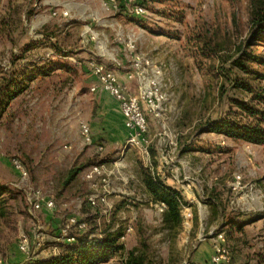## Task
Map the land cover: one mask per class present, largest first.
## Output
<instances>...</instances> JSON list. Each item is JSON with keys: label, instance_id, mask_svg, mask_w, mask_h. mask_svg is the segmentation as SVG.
<instances>
[{"label": "rangeland", "instance_id": "rangeland-1", "mask_svg": "<svg viewBox=\"0 0 264 264\" xmlns=\"http://www.w3.org/2000/svg\"><path fill=\"white\" fill-rule=\"evenodd\" d=\"M103 1L0 0V183L16 189L0 208V264H44L78 239L101 238L114 221L127 228L120 238L125 253L134 251L144 264H213L217 244L228 249V264H264V143L208 128L221 118H245L232 98L247 94L232 86L252 74L234 61L244 50L264 55V40L254 39L259 24L250 0H117L110 9ZM137 3L144 14L131 12ZM138 55L163 70L161 101L143 104L144 147L109 146L99 138L84 144L80 122L101 121V108L112 103L103 90H90L97 80L88 61L115 57L131 70ZM48 63H54L49 74H35ZM250 66L264 72L260 61ZM8 76L26 77L16 96L7 95L20 89ZM15 157L29 169L30 184L55 199L53 210L31 213ZM97 163L112 169L114 191L107 204L84 212L86 196L102 183L86 178ZM143 169L164 177L189 202L179 230L163 225L161 205L143 187ZM72 215L86 227L68 222ZM233 217L252 223L229 238L223 230ZM216 232L223 234L219 242L212 239ZM25 238L26 252L20 249ZM99 264H124L123 253Z\"/></svg>", "mask_w": 264, "mask_h": 264}, {"label": "trees", "instance_id": "trees-1", "mask_svg": "<svg viewBox=\"0 0 264 264\" xmlns=\"http://www.w3.org/2000/svg\"><path fill=\"white\" fill-rule=\"evenodd\" d=\"M250 2L254 18H257V24H259V31L255 33L254 39L262 41L264 40V0H250ZM56 45L54 44L58 51L64 49V46ZM260 57L244 50L242 56L234 61L235 65L244 72L252 74L251 78H249L250 80L243 78L240 81H236L232 86V89L237 88L247 94L243 99L232 98V103L236 104L245 118L242 120L230 118L214 120L208 123V128L211 131L249 142L264 143V72L254 70L250 66L251 63L258 61L264 65V55ZM97 60L104 61L101 58H97ZM107 63L110 64V62ZM53 66L54 63L45 64V66L37 68L35 74H49ZM64 66L65 64H62V67ZM24 77L14 81V78H10V76L6 78L8 82H14L15 86L18 83L20 88H15L17 92L7 93L9 97L16 96L18 92L22 91L21 89L24 88L23 83L26 80V77ZM74 175L75 170L70 171L67 181H70ZM141 179L151 199L155 202L165 203L162 212L163 225L170 229L174 227L179 230L183 223L182 209L189 205L182 191L169 185L165 178L158 173L147 169H143ZM15 194L16 189L14 186L0 183V208L3 209L6 199L14 197ZM89 208L92 207L85 200L83 211L85 212ZM119 208L117 207V209ZM1 211L4 214V211ZM249 221H239L238 218L233 217L229 222H226L229 228H224L225 230L223 231L229 238H234L235 232L242 234L245 231L244 226L251 223ZM108 223L110 224H107L106 228L102 230L104 235L101 238L88 239V237H85L78 239L76 243L73 242L64 246V251L59 256L44 264H99L118 252L123 253L124 264H144L143 259L136 255L134 251L125 253V246L120 242V238L125 235L127 229L124 222H119L117 227L114 225L115 221ZM236 238L233 240L235 245L239 241V238ZM222 264H228V262Z\"/></svg>", "mask_w": 264, "mask_h": 264}, {"label": "built area", "instance_id": "built-area-1", "mask_svg": "<svg viewBox=\"0 0 264 264\" xmlns=\"http://www.w3.org/2000/svg\"><path fill=\"white\" fill-rule=\"evenodd\" d=\"M102 5L106 9L117 7V0H104ZM131 12L136 15L145 13V5L137 3L133 6ZM56 14V13H54ZM67 15L66 12L63 13ZM88 32L93 33L91 28L87 29ZM134 47V45H131ZM106 56L105 54H103ZM110 64L106 61H98L97 58H91L88 61V66L92 73L96 77L97 83L90 87L93 92L99 89L107 92L114 97L119 103L121 114L124 118V124L129 130V134L125 141V147H144V137L148 131V118L144 110L143 104L148 106H158L162 96L160 92V77L163 74L162 67L155 65L152 60L145 58L144 56H136L132 63V69L128 71L129 78H137L139 82L138 91L132 92L130 89L120 80L119 69L122 66L121 61L118 58L112 57ZM150 72V76L146 77ZM80 133L82 142L84 144H94V136L90 124L87 121L80 122ZM100 150L104 148L103 144L98 146ZM12 165L17 172L20 181L28 184L27 188V200L31 209V213L34 215L41 210H53L56 207V201L53 197L48 196L41 188L35 187L31 182L30 171L24 162L15 157L12 159ZM117 165V162L114 163ZM112 169L105 163L93 164L86 173V178L94 180L100 178L102 183H95L93 191L86 196L85 200L88 205L95 207L99 204L108 203V195L114 191L111 188V180L109 174ZM236 184H241V176H235ZM235 186V188L238 187ZM161 210L164 209L165 203L161 202ZM186 207V206H185ZM188 210L189 208H185ZM68 222L77 226L79 229L86 227L84 221H80L76 216H69ZM131 228L128 229V231ZM67 232V229L63 230ZM71 238H68L70 240ZM213 240L219 242L223 239V234L216 232ZM27 239L25 238L21 244L20 249L24 252L27 251ZM230 259L228 249L220 244H217V248L213 253L211 260L213 264H222Z\"/></svg>", "mask_w": 264, "mask_h": 264}, {"label": "crops", "instance_id": "crops-1", "mask_svg": "<svg viewBox=\"0 0 264 264\" xmlns=\"http://www.w3.org/2000/svg\"><path fill=\"white\" fill-rule=\"evenodd\" d=\"M51 38H53V37H51ZM124 69L125 68L119 69L120 80L130 89V91H136V89H137L136 79L137 78H135V77L129 78V76H128L129 70H124ZM34 81H35V78H33L32 81L30 82V85H29L30 87L32 86ZM105 93H107V92H105ZM109 96L111 97L112 103L110 105H108V107H107V105H105L104 107L101 108V112L99 114V115H101V121H99V120L98 121L97 120L92 121V123L90 125H91L92 131L93 132L96 131V133H95L96 138H94V139L99 138L101 141L106 143V145L114 146L115 144L125 142L126 136H128L129 131L124 124V118L121 114L119 103L117 102V100L114 97H112L111 95H109ZM99 128H101V129H99ZM142 184H143V182H142ZM143 187L145 189L144 184H143ZM145 192L149 195V193L146 191V189H145ZM157 203L160 204L161 202H157ZM247 225L248 224H246L244 226L245 231H246ZM245 231L241 235H243L245 233ZM259 264H261V263H259Z\"/></svg>", "mask_w": 264, "mask_h": 264}]
</instances>
